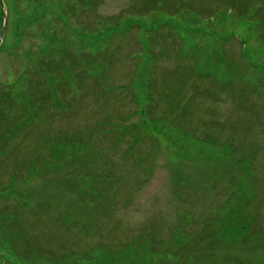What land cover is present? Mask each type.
<instances>
[{"label": "rangeland", "instance_id": "1", "mask_svg": "<svg viewBox=\"0 0 264 264\" xmlns=\"http://www.w3.org/2000/svg\"><path fill=\"white\" fill-rule=\"evenodd\" d=\"M1 2L0 264H264V0Z\"/></svg>", "mask_w": 264, "mask_h": 264}, {"label": "water", "instance_id": "2", "mask_svg": "<svg viewBox=\"0 0 264 264\" xmlns=\"http://www.w3.org/2000/svg\"><path fill=\"white\" fill-rule=\"evenodd\" d=\"M0 2H1V0H0ZM1 4H2V2H1ZM6 25H7V16L5 15V17H4V24L2 26V31H1V34H0V39L1 40L4 37V33H5V30H6Z\"/></svg>", "mask_w": 264, "mask_h": 264}, {"label": "trees", "instance_id": "3", "mask_svg": "<svg viewBox=\"0 0 264 264\" xmlns=\"http://www.w3.org/2000/svg\"><path fill=\"white\" fill-rule=\"evenodd\" d=\"M8 98L10 99V96H9V95H8ZM8 104H11V102H9ZM26 261H29L30 264H33V263H34V262L32 263V261H30V260H25V262H26Z\"/></svg>", "mask_w": 264, "mask_h": 264}]
</instances>
